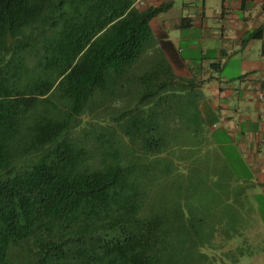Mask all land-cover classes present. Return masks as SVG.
<instances>
[{
    "label": "trees",
    "instance_id": "obj_1",
    "mask_svg": "<svg viewBox=\"0 0 264 264\" xmlns=\"http://www.w3.org/2000/svg\"><path fill=\"white\" fill-rule=\"evenodd\" d=\"M170 5L0 0V264H217L202 180L162 156L167 91L180 136L204 129L192 82L160 57L133 71Z\"/></svg>",
    "mask_w": 264,
    "mask_h": 264
},
{
    "label": "crops",
    "instance_id": "obj_2",
    "mask_svg": "<svg viewBox=\"0 0 264 264\" xmlns=\"http://www.w3.org/2000/svg\"><path fill=\"white\" fill-rule=\"evenodd\" d=\"M162 3L171 5L150 20L146 51L157 50L192 82L186 92L194 94L207 145L240 175L249 204L264 206V98H257L264 93V0H134L139 9Z\"/></svg>",
    "mask_w": 264,
    "mask_h": 264
},
{
    "label": "rangeland",
    "instance_id": "obj_3",
    "mask_svg": "<svg viewBox=\"0 0 264 264\" xmlns=\"http://www.w3.org/2000/svg\"><path fill=\"white\" fill-rule=\"evenodd\" d=\"M159 57L162 58L155 49L146 51L135 64L134 73L141 76L153 67L155 60ZM199 58L189 57L195 64ZM232 68L231 65L230 69ZM132 87H137V85L134 84ZM167 93L168 97L176 102V105L174 111H170L169 120L161 118L159 121L162 124L175 125L177 129L176 135L169 137L167 148L162 156L174 158L178 174L183 172L184 182L187 175H190L193 181L196 177L202 180L198 190L193 194L192 200L199 205L200 211L205 213L206 223L214 225V231H212L214 244L209 251L216 257L215 262L217 264H264V206H262V200L258 201L260 206H251L249 203L253 200L248 195L249 191L241 183L240 175L237 172L229 171V167H225L224 158H217V151L213 147L209 145L204 147L202 143L204 140L202 138L206 133L204 122L202 124L204 129L200 132L191 124V130L185 132L184 136H180V126L178 125L180 115L177 111L179 91L178 93L167 91ZM192 95L188 94L187 102L183 100L182 105L187 107L186 105L190 104L189 98L193 101L194 94L192 93ZM191 111L193 110L191 109ZM182 141L186 143L184 147ZM180 155L188 160L181 161ZM163 180L164 178L160 179L161 182ZM155 191H161V189L156 187ZM159 194L162 197H167L163 191ZM236 257L241 260L234 263Z\"/></svg>",
    "mask_w": 264,
    "mask_h": 264
},
{
    "label": "built area",
    "instance_id": "obj_4",
    "mask_svg": "<svg viewBox=\"0 0 264 264\" xmlns=\"http://www.w3.org/2000/svg\"><path fill=\"white\" fill-rule=\"evenodd\" d=\"M257 98H258L259 100H262V99L264 98V93H263V92H258V93H257Z\"/></svg>",
    "mask_w": 264,
    "mask_h": 264
}]
</instances>
